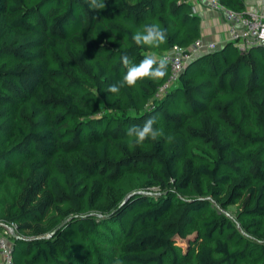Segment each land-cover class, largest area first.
Listing matches in <instances>:
<instances>
[{
	"label": "trees",
	"instance_id": "trees-1",
	"mask_svg": "<svg viewBox=\"0 0 264 264\" xmlns=\"http://www.w3.org/2000/svg\"><path fill=\"white\" fill-rule=\"evenodd\" d=\"M244 13L242 0H217ZM0 0V228L12 264H264V45L108 87L200 37L184 0ZM159 23L167 42L137 46ZM163 136L130 143L150 117ZM171 135L172 141L167 137ZM233 206V216L224 209ZM177 241H184L182 248Z\"/></svg>",
	"mask_w": 264,
	"mask_h": 264
},
{
	"label": "built area",
	"instance_id": "built-area-1",
	"mask_svg": "<svg viewBox=\"0 0 264 264\" xmlns=\"http://www.w3.org/2000/svg\"><path fill=\"white\" fill-rule=\"evenodd\" d=\"M188 3L190 10L194 13V6L205 2L210 10L223 15L225 24L223 42H232L239 51L254 44L264 45V14L259 12L233 11L223 8L217 0H184ZM216 44L206 42L200 37L193 40L187 47L179 48L172 46L163 57L168 58L167 74L162 83L157 86L154 97L161 95L166 89L173 85L180 74L184 64L191 58L214 50ZM13 226L1 225L0 228V264H12L10 255V231Z\"/></svg>",
	"mask_w": 264,
	"mask_h": 264
},
{
	"label": "clouds",
	"instance_id": "clouds-1",
	"mask_svg": "<svg viewBox=\"0 0 264 264\" xmlns=\"http://www.w3.org/2000/svg\"><path fill=\"white\" fill-rule=\"evenodd\" d=\"M85 2L93 10L106 8L105 0H85ZM132 40L137 46L158 48L167 42V29L162 28L159 23H149L136 30L132 35ZM120 60L127 71L121 82L108 87V92L112 94H118L125 85L134 87L139 80L145 78L160 80L167 74V57H161L157 60L154 56H146L138 64H133L130 57L125 53L121 55ZM156 124L157 118L152 116L144 122L142 127H129L127 136L130 138V143L140 145L147 139L156 140L158 137L163 136V130L154 127ZM167 139L171 142L173 137L169 135ZM115 264H120V262L116 261Z\"/></svg>",
	"mask_w": 264,
	"mask_h": 264
},
{
	"label": "crops",
	"instance_id": "crops-1",
	"mask_svg": "<svg viewBox=\"0 0 264 264\" xmlns=\"http://www.w3.org/2000/svg\"><path fill=\"white\" fill-rule=\"evenodd\" d=\"M244 12H259L264 14V0H242ZM194 13L199 17L200 38L216 44L218 48L224 40L225 24L223 15L210 10L205 2L194 6Z\"/></svg>",
	"mask_w": 264,
	"mask_h": 264
},
{
	"label": "rangeland",
	"instance_id": "rangeland-1",
	"mask_svg": "<svg viewBox=\"0 0 264 264\" xmlns=\"http://www.w3.org/2000/svg\"><path fill=\"white\" fill-rule=\"evenodd\" d=\"M233 211H234L233 206H228L224 209V213L228 215L229 217L233 216ZM177 244L180 245L182 248L185 246L184 241H177Z\"/></svg>",
	"mask_w": 264,
	"mask_h": 264
},
{
	"label": "water",
	"instance_id": "water-1",
	"mask_svg": "<svg viewBox=\"0 0 264 264\" xmlns=\"http://www.w3.org/2000/svg\"><path fill=\"white\" fill-rule=\"evenodd\" d=\"M10 236H12V237L14 236L13 230L10 231Z\"/></svg>",
	"mask_w": 264,
	"mask_h": 264
}]
</instances>
